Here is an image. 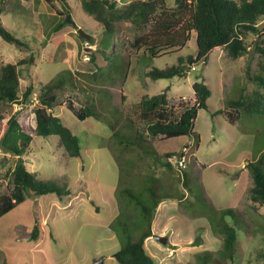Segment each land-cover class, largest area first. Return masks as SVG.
<instances>
[{
	"label": "rangeland",
	"instance_id": "obj_1",
	"mask_svg": "<svg viewBox=\"0 0 264 264\" xmlns=\"http://www.w3.org/2000/svg\"><path fill=\"white\" fill-rule=\"evenodd\" d=\"M117 1L123 4L130 0ZM167 2L173 6L175 0ZM0 3L4 26L22 42L9 43L0 36V67L33 55L35 65L20 67L19 94L30 83L36 86L32 105L0 102V139L9 118L18 114L24 131L34 137L25 154L27 169L71 190L63 198L26 193L25 201L0 217V264H94L100 259L104 264H119L115 254L122 243L117 233L124 232L112 225L125 212L131 216L129 224L136 223L141 214L136 202L123 190L131 189L148 199L149 188L154 186L165 198L154 215V235L145 242L156 264H229L222 256L224 233L217 225L219 220L233 222L230 217L220 218V211L228 208L237 213L243 228L239 264H264V206L254 204L250 198L253 179L247 166L264 151V116H249L227 106L237 87L245 85L247 92L260 88L246 72L250 68L251 73L259 74L260 55L255 54V45L259 40L264 43V19L260 21L262 34H250L246 39L248 54L234 59L226 49H218L207 64H196L184 77L153 80L147 76L149 70L164 69L176 63L179 56L197 53L196 32L175 53L143 57L144 47L131 44L135 31L130 23L123 22L119 32L108 40L104 29L83 8L82 0H70V14L77 26L67 24L60 31L56 26L62 19L58 15L62 6L57 1ZM78 28L91 37H82ZM97 47L110 54L100 76L107 78L110 74L111 79L96 81L90 75L77 73H94L96 68L88 62V53ZM67 70L78 75L77 87L69 84L57 93L56 113L72 128L83 147L81 157L70 158L69 164L57 149L58 136L37 135L32 112L40 87ZM202 79L212 95L209 108L199 111L197 134L168 139L150 133L149 124L140 114L142 97L159 94L171 86L168 106L179 117L195 103L193 83ZM89 106L101 120L80 118L79 114ZM111 121L124 132L134 134L138 130L145 146L154 151L146 152L137 146L124 149L115 141ZM170 152L176 155L170 157ZM16 159L0 149V196L11 192ZM178 159L184 161L185 168L178 166ZM166 162L173 168L169 169ZM184 171L189 173V186L184 183ZM36 223L41 229L38 238L33 237ZM156 236L167 237V242H160ZM199 237L203 242L193 246Z\"/></svg>",
	"mask_w": 264,
	"mask_h": 264
},
{
	"label": "trees",
	"instance_id": "obj_2",
	"mask_svg": "<svg viewBox=\"0 0 264 264\" xmlns=\"http://www.w3.org/2000/svg\"><path fill=\"white\" fill-rule=\"evenodd\" d=\"M49 4L57 1L62 6L58 15L62 17L57 24L56 30L60 31L67 24L65 17L72 12L70 0H43ZM85 11L91 15L108 35L115 36L123 22H128L133 27L135 34L131 40L132 46L143 48V57L159 58L161 55L175 53L185 47L191 40L192 33L196 32L197 53L195 55L179 56L177 62L167 65L164 69L153 68L147 72V76L153 80L171 79L184 77L187 71L195 68L196 64L208 63L211 54L218 49H226L228 55L238 59L250 52L246 39L250 34H262L260 21L264 19V0H175L174 5L168 4L167 0H130L119 4L117 0H82ZM4 8L0 3V36L9 43L22 45L3 24L1 15ZM93 39V38H92ZM89 41V40H88ZM255 54L260 55L259 74L251 73L248 68L246 76L253 82L258 83L260 88L247 92L246 86L237 87L234 97H229L227 106L230 109L240 110L247 115L264 116V43L256 42ZM89 63L95 66L92 79L101 81L111 79L101 78V72L109 60L108 50L97 47L88 53ZM141 56V57H142ZM35 65L33 55L20 59L18 62H8L0 67V102L29 106L33 104V96L36 86L30 83L20 95L21 76L20 67ZM78 75L71 70L63 71L49 83L43 84L38 92V102L32 108L36 118V130L38 136H58V148L62 159L70 163V158L81 157L82 149L79 137L74 133L63 119L56 113L59 106L57 93L66 89L71 84L77 87ZM168 86L163 92L156 95H144L139 103L140 114L149 125V132L154 136L163 135L166 138L192 136L195 131L196 120L200 110L208 109V100L212 90L204 79L193 83L195 103L185 108L179 117L168 106ZM235 89V90H236ZM97 92H103L98 90ZM106 94H109L106 91ZM97 102H94L96 104ZM94 104H91L93 107ZM92 106L85 107L79 114L81 119L94 117L101 120L100 115ZM215 115V114H214ZM115 141L124 149L129 150L132 146L146 152L154 151L149 145L145 146L144 136L137 130L132 134L124 132L117 123L110 122ZM34 141V137L24 131L19 122L18 114L12 115L6 124V130L0 139V149L6 153L17 156L15 167L12 171V189L7 195L0 196V217H3L17 205L26 200L27 194L46 196L56 194L63 198L71 194V190L53 180H43L35 172L27 169L25 154ZM152 150V151H151ZM176 155L175 152L168 156ZM184 156L182 152L180 154ZM169 169L173 166L170 162L165 164ZM251 169L253 186L250 198L254 204L264 206V151L258 160L248 162ZM183 180L189 186V173L183 172ZM156 187L149 188L148 199L139 197V192L131 189L123 190L140 208L138 221L129 224L130 215L127 212L113 223L114 229H123L124 234L117 233L122 246L116 252L115 257L119 264H156L155 258L149 254L145 247L147 239L154 235L153 219L160 203L165 199L158 195ZM27 193V194H26ZM124 213V212H123ZM232 218V223L217 222L218 228L224 233L222 256L229 264H239L242 260L241 245V220L232 208L220 211V218ZM131 222V221H130ZM140 230V231H138ZM38 223L33 228V237L40 235ZM139 232L136 237L134 233ZM208 257H206V261Z\"/></svg>",
	"mask_w": 264,
	"mask_h": 264
},
{
	"label": "water",
	"instance_id": "obj_3",
	"mask_svg": "<svg viewBox=\"0 0 264 264\" xmlns=\"http://www.w3.org/2000/svg\"><path fill=\"white\" fill-rule=\"evenodd\" d=\"M67 22L70 23V24H72V25H74V26H77V23H76V21L74 20V18L72 17L71 14H68V15H67ZM78 32H79V34H80L82 37H86V38H88V39L91 37V36H90L89 34H87V33L85 32V30L82 29V28H79V29H78ZM155 238H156L157 240H159L160 242H162V243H166V242H167V237H164V236H156ZM202 242H203V239L199 237V238H196V239L194 240V242L192 243V245H193V246H197V245H200ZM94 264H104V259H100V260L96 261Z\"/></svg>",
	"mask_w": 264,
	"mask_h": 264
},
{
	"label": "built area",
	"instance_id": "obj_4",
	"mask_svg": "<svg viewBox=\"0 0 264 264\" xmlns=\"http://www.w3.org/2000/svg\"><path fill=\"white\" fill-rule=\"evenodd\" d=\"M178 166L179 167H185V163L183 160H178Z\"/></svg>",
	"mask_w": 264,
	"mask_h": 264
},
{
	"label": "clouds",
	"instance_id": "obj_5",
	"mask_svg": "<svg viewBox=\"0 0 264 264\" xmlns=\"http://www.w3.org/2000/svg\"><path fill=\"white\" fill-rule=\"evenodd\" d=\"M69 14H70V13H69ZM75 27H76V26H75ZM78 29H79V28H78ZM78 29H77V30H78ZM78 33H79V32H78ZM193 69H194V68H193ZM178 160H179V159H178ZM185 166H186V165H185ZM182 168H185V167H182Z\"/></svg>",
	"mask_w": 264,
	"mask_h": 264
}]
</instances>
